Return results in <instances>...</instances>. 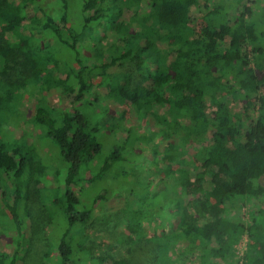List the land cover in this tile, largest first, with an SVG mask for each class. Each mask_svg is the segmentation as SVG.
I'll list each match as a JSON object with an SVG mask.
<instances>
[{"label":"trees","instance_id":"1","mask_svg":"<svg viewBox=\"0 0 264 264\" xmlns=\"http://www.w3.org/2000/svg\"><path fill=\"white\" fill-rule=\"evenodd\" d=\"M197 4L198 0H56L58 9L52 12L48 0H0V132L20 117L29 87L62 90L70 96V109L60 111L40 99L31 116L32 124L68 165L64 190L51 200L61 208L66 226L54 241V257L45 251L42 264H128L108 252L97 253L102 242L84 232L94 207L105 196L97 194L90 206L82 207L71 188L81 172L91 173L88 181L93 185L105 182L116 165L139 162L135 157L139 152L128 149L129 130L120 146L101 155L96 134L112 117L95 113V107L101 108L100 99L115 106L128 103L126 114L150 116L157 123L155 135L164 138L158 156L174 184L172 196L157 197L173 205L180 224L178 232H152L149 237L144 227L153 231L163 225L161 213L129 205L113 214L126 224L118 241H152L150 264H232V247L247 235L255 246H248L244 264H264L259 232L264 229V46L245 20L249 9L239 6L238 0L225 11L227 18L200 31L193 28L189 15ZM28 8L40 17L27 20ZM124 8L132 16L110 22L111 12L116 9L120 16ZM216 15L222 17L220 7L208 11L209 17ZM26 20L30 32L15 33ZM132 24L140 38L129 34ZM107 30L114 32L120 45L103 46ZM170 53L172 71L167 64ZM249 62L253 69L247 67ZM124 63L128 70L109 71ZM100 88L107 91L101 95ZM226 95L241 104V115L232 113ZM208 107H214L212 115L207 114ZM140 139L132 142L136 148ZM46 167L33 145L0 140V193L11 199L4 205L16 235L6 253L1 250L0 230V264H24L28 251L19 255L23 215L28 216V203L40 192ZM208 182L210 190L205 188ZM141 197L154 207L153 198ZM193 197L198 198L195 207L206 215L200 224L182 210ZM242 198L254 202L247 222L226 216Z\"/></svg>","mask_w":264,"mask_h":264},{"label":"rangeland","instance_id":"2","mask_svg":"<svg viewBox=\"0 0 264 264\" xmlns=\"http://www.w3.org/2000/svg\"><path fill=\"white\" fill-rule=\"evenodd\" d=\"M11 1L18 2V0ZM55 3L56 0H48V5H53L54 7L49 9L51 7L47 6V9L55 12L58 9L54 5ZM236 3L237 0H198V4L192 6L189 13L193 28L196 31H200L207 24L214 25L225 17L227 18V16H224L225 11H228V9L230 11ZM238 3L239 6L244 5L249 9V13L245 15V20L253 26L254 31L261 39V44L264 46V0H238ZM215 7H220L222 17H219V15L215 17L208 16V11ZM74 11L77 13V8ZM144 12L145 8L139 10L140 14ZM111 13L110 22L112 23L127 20L133 14V12L126 8L122 10L120 16H117L116 9ZM36 17H40V15L33 13L28 8L27 20ZM27 20L15 30V33L22 34L30 32L26 29ZM105 24L106 22H101V25ZM129 34L140 38L135 24L131 25ZM35 36L39 40V37L37 35ZM102 44L107 47L111 44L120 45L118 37L113 31L109 30L105 31ZM173 59V53H170L167 57V64L171 71L173 70ZM88 63H92V58L88 59ZM248 64L247 67L253 69V63L249 62ZM124 69L128 70L127 63L117 68H110L109 71L119 73V71ZM106 91V88L99 89L101 95ZM27 92L28 95H26L21 103L20 117L16 120V123L7 124L2 127L0 140L13 141L16 139L21 146L33 145L41 161L47 166L42 183L39 184L40 192L32 196L31 201H29L27 207L28 216L23 215V242L19 250L21 257L28 251L24 255V264H42L45 262L43 260L45 251H49L51 257H54L52 255L54 241L56 240L58 232H62L66 226L62 219L61 208H55L51 200L60 196L64 190V177L68 165L62 160L57 147L52 141L38 127L32 124L31 116L33 115L34 104L40 99H44L48 106L60 109V111L62 109H70L71 104L70 96L62 90L52 89L46 91L42 87L36 89L29 87ZM90 101L94 102L92 97ZM226 102L234 115L242 114L241 104L236 102L230 95H226ZM99 104L101 108L95 107V113L101 112L112 117V120H109L110 122L107 126L101 128L96 134L98 141L102 145L101 155H106L113 147L120 146L127 138L126 132L128 130L131 132L127 141L128 149L136 154L139 152L140 155H135L139 159L138 163L126 161L125 164L116 165L105 182L102 181L91 185L88 181L91 177V173L89 172H81L74 178L75 183L71 185V188L79 197L82 207L84 205L90 206L91 198L97 194H103L105 196L94 207L92 219L84 229V232L90 234L96 242H102L96 251L97 253L108 252L128 264H150L152 241L143 239L134 244L119 242L118 240L123 238L127 231L126 224L123 218H115L113 214L126 206L138 205L148 213H161V219H164L162 221L163 225L158 224L153 231L149 226H145L144 232L147 236L150 237L152 232H178L180 224L174 213L173 205H166L162 200L159 201L157 197L164 193L165 195L168 193V196H172L174 185L172 177L166 173L158 156L164 147V138L163 136L155 135L159 130L158 125L150 116L132 117V115L126 114L130 108L128 103L115 106L108 99H100ZM213 110H215L214 107H208L207 114L212 115ZM159 111L162 112L163 109L160 108ZM135 137L142 138L140 139V143H138L139 148H136L132 143ZM145 137H151V140L146 141ZM153 150L157 151L156 154H154ZM211 187V182L206 183L205 188L207 190H210ZM104 189L106 190L103 191ZM141 195L153 198L155 201L154 207L150 208L149 203L143 201ZM6 201L9 205L11 204V199H6L0 193V230L3 232L1 250L9 253L16 241V235L10 223L7 207L4 205ZM197 202L198 198L193 197L192 204H186L182 210L186 215H190L193 221L200 224L205 220L206 215L204 216L198 210V207H195ZM18 212H22L21 206H19ZM253 212L254 202L242 198L238 201V207L230 208L226 212V216L241 222H247L251 219ZM259 232L261 238L264 239V229H261ZM250 245L255 246L254 243L252 244L251 241L245 238L241 242L238 241L237 245L232 247V264H236V255L242 252L244 247ZM218 262L221 263V261ZM17 264H22V262L18 261ZM225 264H230V262L228 261Z\"/></svg>","mask_w":264,"mask_h":264},{"label":"built area","instance_id":"3","mask_svg":"<svg viewBox=\"0 0 264 264\" xmlns=\"http://www.w3.org/2000/svg\"><path fill=\"white\" fill-rule=\"evenodd\" d=\"M245 238H246L248 241H250L247 235H243V236H241L240 239H239L238 241L241 242V240H242V239H245ZM237 243H238V242H237ZM236 245H237V244H236ZM236 245H235V246H236ZM247 248H248V246H247V247H244V248H243V251L240 252L239 254H237V253H236L237 255L235 254V255H236V264H244V261H243V255H244V253L246 252Z\"/></svg>","mask_w":264,"mask_h":264},{"label":"crops","instance_id":"4","mask_svg":"<svg viewBox=\"0 0 264 264\" xmlns=\"http://www.w3.org/2000/svg\"><path fill=\"white\" fill-rule=\"evenodd\" d=\"M216 264H225V263H223V262L219 263V262L217 261Z\"/></svg>","mask_w":264,"mask_h":264}]
</instances>
